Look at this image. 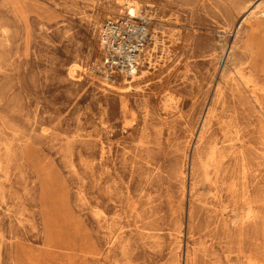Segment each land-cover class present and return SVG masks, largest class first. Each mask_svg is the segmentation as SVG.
Here are the masks:
<instances>
[{"label": "rangeland", "instance_id": "rangeland-1", "mask_svg": "<svg viewBox=\"0 0 264 264\" xmlns=\"http://www.w3.org/2000/svg\"><path fill=\"white\" fill-rule=\"evenodd\" d=\"M0 264H264V0H0Z\"/></svg>", "mask_w": 264, "mask_h": 264}, {"label": "built area", "instance_id": "built-area-1", "mask_svg": "<svg viewBox=\"0 0 264 264\" xmlns=\"http://www.w3.org/2000/svg\"><path fill=\"white\" fill-rule=\"evenodd\" d=\"M141 13L140 9L134 13L127 9L123 18L107 20L100 27L101 67L108 78H131L152 63L150 20Z\"/></svg>", "mask_w": 264, "mask_h": 264}, {"label": "bare ground", "instance_id": "bare-ground-1", "mask_svg": "<svg viewBox=\"0 0 264 264\" xmlns=\"http://www.w3.org/2000/svg\"><path fill=\"white\" fill-rule=\"evenodd\" d=\"M125 3H127V1H125ZM125 3H124V5H125ZM133 3H135V4H138L136 1H133ZM134 5V4H133ZM117 7H120V6H122V4L121 3H119L118 5H116ZM127 6V8H129V5H126ZM135 9V8H134ZM137 9H139L138 7H137ZM118 10V9H117ZM130 12H133L134 13V10H133V8L132 9H130ZM155 40V39H154ZM157 41V40H156ZM102 71V70H101ZM219 71V70H218ZM140 72V71H139ZM102 73H104L105 74V72L104 71H102ZM144 74V72H141V74L139 75V76H141V75H143ZM137 75V74H136ZM136 75H134L133 76V79H132V81H134V80H136L137 78H140V77H138V76H136ZM104 79L105 80H108L110 83H114L115 81H114V79L112 78H108V76L107 75H105L104 76ZM132 81H126L127 83H129V82H132Z\"/></svg>", "mask_w": 264, "mask_h": 264}]
</instances>
